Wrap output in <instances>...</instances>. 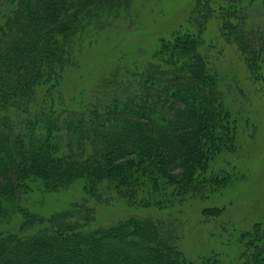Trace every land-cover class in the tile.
Wrapping results in <instances>:
<instances>
[{
  "label": "trees",
  "instance_id": "trees-1",
  "mask_svg": "<svg viewBox=\"0 0 264 264\" xmlns=\"http://www.w3.org/2000/svg\"><path fill=\"white\" fill-rule=\"evenodd\" d=\"M7 1L14 8L0 25V219H25L17 233L0 235V264H219L183 255L178 221L131 217L90 230V208L41 218L21 205L34 178L52 191L77 181L90 189L109 183L117 195L136 202L152 198L162 183L177 192L168 205L174 198L182 203L190 195L204 196L210 183L218 187L222 179H209L206 172L215 154L231 148L232 122L217 80L197 52L198 41L176 40L177 57L166 58L167 51L164 61L128 77L126 88L115 87L106 102L59 114L44 104L30 115L38 89L48 86L53 98L62 84L74 35L93 4ZM246 38L243 33L237 39L253 52ZM20 114L30 118L17 124ZM141 180L146 191L136 192ZM35 226L38 231L28 232ZM263 246L246 247L241 264H264Z\"/></svg>",
  "mask_w": 264,
  "mask_h": 264
},
{
  "label": "rangeland",
  "instance_id": "rangeland-1",
  "mask_svg": "<svg viewBox=\"0 0 264 264\" xmlns=\"http://www.w3.org/2000/svg\"><path fill=\"white\" fill-rule=\"evenodd\" d=\"M92 4L87 9L91 14L74 35L62 84L53 98L47 95L48 86L38 89L30 115L44 104L59 114L106 102L115 87L124 90L130 78L149 64L164 61L167 51L166 58L177 57L176 40L192 37L230 112L231 148L215 154L206 172L209 179L219 177L222 183L218 187L210 183L204 196L190 195L182 203L174 198L176 202L168 205L177 192L172 188L168 194L161 182L155 195L140 196L146 199L140 203L117 195L109 183L90 189L77 181L52 191L34 178L21 198L22 207L41 218L90 208L94 218L90 230L131 217L171 219L180 223L178 247L188 260L213 258L219 264H241L246 247L255 251L264 245L260 242L264 237V0H92ZM13 8L0 0V25ZM243 33L253 52L244 50L237 39ZM30 115L20 114L16 123ZM145 182L139 181L136 192L146 191ZM24 219L21 214L0 219V235L17 233Z\"/></svg>",
  "mask_w": 264,
  "mask_h": 264
}]
</instances>
